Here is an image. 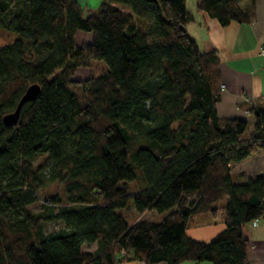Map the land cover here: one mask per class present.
I'll return each mask as SVG.
<instances>
[{"label":"trees","instance_id":"16d2710c","mask_svg":"<svg viewBox=\"0 0 264 264\" xmlns=\"http://www.w3.org/2000/svg\"><path fill=\"white\" fill-rule=\"evenodd\" d=\"M254 5L196 7L227 25L252 21ZM187 18L186 0H102L86 15L77 0H0V264H248L264 173L238 182L232 169L264 148V109L252 110L245 141L246 119L217 115L220 61ZM79 31L90 41L78 45ZM92 62L105 71L74 78ZM32 83L39 94L7 126ZM50 185L61 194L41 199ZM129 203L132 223L117 212ZM205 213L224 223L208 242L187 235ZM49 222L60 226L46 231Z\"/></svg>","mask_w":264,"mask_h":264},{"label":"crops","instance_id":"0c3cea01","mask_svg":"<svg viewBox=\"0 0 264 264\" xmlns=\"http://www.w3.org/2000/svg\"><path fill=\"white\" fill-rule=\"evenodd\" d=\"M77 1L86 15L88 10H96L102 0ZM197 1H193V6H188L186 0L188 11L186 30L201 51H215L218 55L221 93L216 103L217 115L223 118L240 117L247 121L250 115L252 116L247 131L241 136L245 141L250 138L253 130L252 110L264 109V0H255L252 21L249 23L231 21L227 25H221L216 18L198 9ZM77 35H88L87 42L91 39V33L79 31ZM261 173H264V148L232 169L234 180L238 182ZM197 217L201 218L207 227L201 232L193 230L195 224L187 229V235L193 239L208 242L224 228L220 216L214 217L210 213H205ZM250 226L251 236L246 242L248 264H264V218L258 219L256 225H253L252 221ZM95 249V243L82 245L84 252H93ZM118 264L138 262L122 260ZM153 264L167 263L162 261ZM179 264L209 263L185 260Z\"/></svg>","mask_w":264,"mask_h":264},{"label":"rangeland","instance_id":"374dc122","mask_svg":"<svg viewBox=\"0 0 264 264\" xmlns=\"http://www.w3.org/2000/svg\"><path fill=\"white\" fill-rule=\"evenodd\" d=\"M195 0H187V4L188 6H193ZM197 4V3H196ZM122 8L124 10L128 11V7H124L122 6ZM5 40V35L0 33V43H2ZM89 40V36L88 35H77L76 36V41L78 44H82L83 42H87ZM105 65L101 62H92L90 67H86V66H80L76 69V72L74 74V78L76 79H86L88 78L91 74L93 75H99L101 74L103 71H105ZM252 120V116L250 115L249 120H248V124L251 123ZM249 127V126H248ZM129 160L131 161V157L129 156ZM235 177L233 176V179ZM130 185V189H129V193L132 194L133 191L135 190L136 187H138L137 183L135 181H131L129 182ZM61 187H59L58 185H50L49 187L43 189L40 191V197L41 199H44V193H50V192H58L61 194ZM55 211H57L58 206L54 207ZM32 210H40L41 209V204H36L31 206ZM118 213H120L128 223H132L134 222L136 219H138L140 217V215L133 209V207H131V203H129V206L127 208H123V209H118L117 210ZM143 217H147L150 219H153L154 221H158L161 218V215L156 214L153 211H146L144 214H142ZM218 217V216H217ZM195 227H194V231L195 232H201L203 230V228H206L207 226L205 225L204 222H202L201 218L198 219V217L196 216L195 218ZM60 224L59 223H44V228L46 229V231H52L56 228H59ZM214 227V225H212ZM206 262V261H205Z\"/></svg>","mask_w":264,"mask_h":264},{"label":"water","instance_id":"95a60500","mask_svg":"<svg viewBox=\"0 0 264 264\" xmlns=\"http://www.w3.org/2000/svg\"><path fill=\"white\" fill-rule=\"evenodd\" d=\"M40 89H41L40 84H38V83L30 84L25 89L22 96L20 97L15 109L13 111L8 112V113L3 115L2 120H3L4 124H6L7 126L15 125L18 121L22 105L28 101L34 100L37 97V95L39 94Z\"/></svg>","mask_w":264,"mask_h":264},{"label":"built area","instance_id":"2783aa9c","mask_svg":"<svg viewBox=\"0 0 264 264\" xmlns=\"http://www.w3.org/2000/svg\"><path fill=\"white\" fill-rule=\"evenodd\" d=\"M246 112L248 113V110ZM257 221H258V219L254 220L253 221V225H256L257 224ZM122 252H124V251H122ZM138 264H146V263L143 260H140V261H138Z\"/></svg>","mask_w":264,"mask_h":264}]
</instances>
